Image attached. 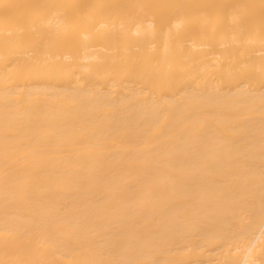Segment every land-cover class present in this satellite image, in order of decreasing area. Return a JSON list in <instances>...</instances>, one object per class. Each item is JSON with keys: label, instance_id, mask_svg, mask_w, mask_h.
<instances>
[{"label": "bare ground", "instance_id": "1", "mask_svg": "<svg viewBox=\"0 0 264 264\" xmlns=\"http://www.w3.org/2000/svg\"><path fill=\"white\" fill-rule=\"evenodd\" d=\"M0 264H264V0H0Z\"/></svg>", "mask_w": 264, "mask_h": 264}]
</instances>
